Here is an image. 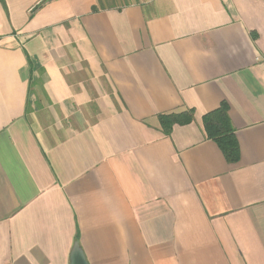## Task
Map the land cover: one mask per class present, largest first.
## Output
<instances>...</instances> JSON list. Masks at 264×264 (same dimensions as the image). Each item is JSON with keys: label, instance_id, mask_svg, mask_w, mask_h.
Here are the masks:
<instances>
[{"label": "crops", "instance_id": "crops-1", "mask_svg": "<svg viewBox=\"0 0 264 264\" xmlns=\"http://www.w3.org/2000/svg\"><path fill=\"white\" fill-rule=\"evenodd\" d=\"M222 102L235 163L202 123ZM74 244L88 264H264L263 1L0 0V264Z\"/></svg>", "mask_w": 264, "mask_h": 264}, {"label": "trees", "instance_id": "trees-1", "mask_svg": "<svg viewBox=\"0 0 264 264\" xmlns=\"http://www.w3.org/2000/svg\"><path fill=\"white\" fill-rule=\"evenodd\" d=\"M158 120L162 132L168 135L174 124L190 123L193 120V110L187 109L177 113L159 114ZM202 123L206 137L217 144L225 159L230 163L237 162L239 147L228 116L227 103L222 102L216 109L205 113L202 116ZM75 238L78 240L77 236Z\"/></svg>", "mask_w": 264, "mask_h": 264}, {"label": "water", "instance_id": "water-1", "mask_svg": "<svg viewBox=\"0 0 264 264\" xmlns=\"http://www.w3.org/2000/svg\"><path fill=\"white\" fill-rule=\"evenodd\" d=\"M70 264H88L82 250L77 244H74L72 248Z\"/></svg>", "mask_w": 264, "mask_h": 264}, {"label": "built area", "instance_id": "built-area-1", "mask_svg": "<svg viewBox=\"0 0 264 264\" xmlns=\"http://www.w3.org/2000/svg\"><path fill=\"white\" fill-rule=\"evenodd\" d=\"M254 1H263L264 2V0H254Z\"/></svg>", "mask_w": 264, "mask_h": 264}, {"label": "rangeland", "instance_id": "rangeland-1", "mask_svg": "<svg viewBox=\"0 0 264 264\" xmlns=\"http://www.w3.org/2000/svg\"><path fill=\"white\" fill-rule=\"evenodd\" d=\"M117 2H121L122 0H116Z\"/></svg>", "mask_w": 264, "mask_h": 264}]
</instances>
